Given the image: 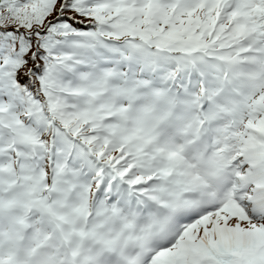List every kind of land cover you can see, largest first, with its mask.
<instances>
[{"label": "snow or ice", "instance_id": "obj_1", "mask_svg": "<svg viewBox=\"0 0 264 264\" xmlns=\"http://www.w3.org/2000/svg\"><path fill=\"white\" fill-rule=\"evenodd\" d=\"M0 264H264V0H0Z\"/></svg>", "mask_w": 264, "mask_h": 264}]
</instances>
